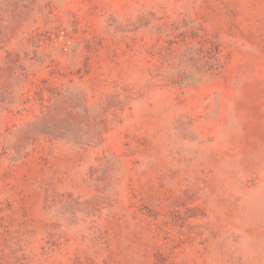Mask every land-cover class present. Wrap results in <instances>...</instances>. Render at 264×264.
Masks as SVG:
<instances>
[{"label":"rangeland","instance_id":"374dc122","mask_svg":"<svg viewBox=\"0 0 264 264\" xmlns=\"http://www.w3.org/2000/svg\"><path fill=\"white\" fill-rule=\"evenodd\" d=\"M0 264H264V0H0Z\"/></svg>","mask_w":264,"mask_h":264}]
</instances>
